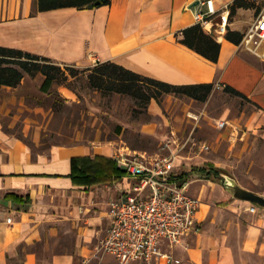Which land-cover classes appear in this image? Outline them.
Here are the masks:
<instances>
[{
  "label": "crops",
  "instance_id": "1",
  "mask_svg": "<svg viewBox=\"0 0 264 264\" xmlns=\"http://www.w3.org/2000/svg\"><path fill=\"white\" fill-rule=\"evenodd\" d=\"M196 1L110 0L90 10L39 12L37 0H0V46L63 66L114 63L176 86H228L255 108L250 127H264V62L214 34L223 12L228 13L227 30L243 34L255 8L230 14L235 0H212L216 14L202 29L220 44L214 63L178 41L182 30L197 24L195 11H207L201 2L192 7ZM26 78L30 76L21 83ZM0 91V109L18 100L12 95L15 88ZM115 152L102 145L74 144L33 154L0 128V264H115L113 257L101 262L95 257L99 236L111 225L110 203L133 184L112 160ZM236 179L242 188L264 197V191ZM199 196L201 233L188 240L186 250L174 252L181 264H264V209L255 206L251 213L252 204L228 192L220 207L204 203L203 191Z\"/></svg>",
  "mask_w": 264,
  "mask_h": 264
},
{
  "label": "rangeland",
  "instance_id": "2",
  "mask_svg": "<svg viewBox=\"0 0 264 264\" xmlns=\"http://www.w3.org/2000/svg\"><path fill=\"white\" fill-rule=\"evenodd\" d=\"M60 66L65 75L55 80L49 94L40 91L43 77L37 74L26 78L12 92L17 101L13 99L12 104L0 109V128L21 140L33 154L77 144L107 146L114 152L125 147L155 156L172 130L184 134L190 131L192 121L187 115L191 113L201 115L195 136L208 142L212 150L183 166L179 164L176 172L206 164L219 170L220 179L209 181L192 176L188 180L190 193L199 195L203 191L204 203L220 207L222 195L227 192L222 182L226 177L237 185L236 178L256 191H264V127H250L256 110L248 101L214 88L205 102L184 95H162L146 103L144 82L138 83V96L118 93L108 87L96 88L89 81L96 66ZM3 97L0 91V101ZM216 120L231 122L245 136L229 142L228 131L218 130ZM106 232L107 227L95 248L98 262L110 256L101 249Z\"/></svg>",
  "mask_w": 264,
  "mask_h": 264
},
{
  "label": "built area",
  "instance_id": "3",
  "mask_svg": "<svg viewBox=\"0 0 264 264\" xmlns=\"http://www.w3.org/2000/svg\"><path fill=\"white\" fill-rule=\"evenodd\" d=\"M255 13L242 34L238 47L264 62V0H250ZM207 11H195L196 23L205 28L216 14L212 0H204ZM228 13L220 14L214 30L217 39L227 33ZM99 63L95 62L94 66ZM224 87L217 86L216 89ZM192 128L188 133L172 130L159 145V154L147 156L128 148H120L112 160L133 181L130 191L109 205L111 225L102 241L101 249L112 256L116 264H181L174 254L187 249L188 240L201 233L198 212L202 204L199 195L190 193V183L179 184L177 164L191 161L209 153L212 146L199 140L195 130L201 115L189 113ZM218 130L228 131V141L243 139L244 133L227 120H216ZM255 206L249 208L254 213ZM10 223L11 219H7Z\"/></svg>",
  "mask_w": 264,
  "mask_h": 264
},
{
  "label": "trees",
  "instance_id": "4",
  "mask_svg": "<svg viewBox=\"0 0 264 264\" xmlns=\"http://www.w3.org/2000/svg\"><path fill=\"white\" fill-rule=\"evenodd\" d=\"M97 0H37V10L46 12L61 8H75L83 10L85 6L93 4ZM110 0L97 7L108 5ZM252 2L235 0L230 8L233 14L237 8H250ZM94 7V8H97ZM242 33L227 30L225 39L235 45L241 41ZM178 41L193 50L197 54L211 62H217L220 51V44L210 35L206 34L200 25L196 24L181 31ZM69 67V66H66ZM94 72L89 76V81L96 88L108 87L118 93H130L138 96L139 82L146 83V94L144 101L148 103L151 99L158 100L162 95H184L199 102H205L214 89L213 84H195L176 86L148 77L141 76L114 63H100L96 65ZM71 71V70H70ZM40 74L43 81L40 91L49 94L53 83L59 76H64L61 66L50 59L21 50L0 46V87L16 88L21 84L24 76L34 77ZM223 91L228 94L240 97L246 101V97L231 87H224ZM75 160L72 162V169H75ZM124 174V171H122ZM219 170L210 165L194 166L189 171L177 174L179 184L187 182L192 176L198 178L218 181Z\"/></svg>",
  "mask_w": 264,
  "mask_h": 264
},
{
  "label": "water",
  "instance_id": "5",
  "mask_svg": "<svg viewBox=\"0 0 264 264\" xmlns=\"http://www.w3.org/2000/svg\"><path fill=\"white\" fill-rule=\"evenodd\" d=\"M106 0H97L93 4L87 5L84 7L85 10L93 9L94 7L99 6L100 4L104 3ZM204 0L196 1L192 7L199 6L200 2ZM223 182L224 189L231 195V197L238 201L248 202L254 206H257L261 209H264V197L256 194L250 190L242 188L241 186L237 185L232 179L225 178Z\"/></svg>",
  "mask_w": 264,
  "mask_h": 264
}]
</instances>
